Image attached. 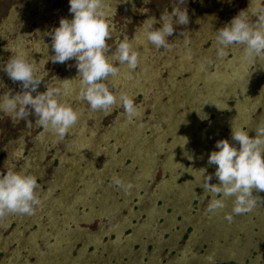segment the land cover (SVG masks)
I'll list each match as a JSON object with an SVG mask.
<instances>
[{
    "label": "rangeland",
    "instance_id": "1",
    "mask_svg": "<svg viewBox=\"0 0 264 264\" xmlns=\"http://www.w3.org/2000/svg\"><path fill=\"white\" fill-rule=\"evenodd\" d=\"M107 2L112 50L127 36L140 52L137 68L119 65L114 78L115 90L135 97L139 115L130 120L120 107L91 111L75 101V61L46 63L45 82L52 75L68 80L64 99L80 118L58 139L34 116L14 123L0 114V170L36 175L41 199L34 215L0 218V264H264V204L229 223L224 213L231 211V199L226 209L210 213L212 197L203 196L199 185L200 169L215 172L208 156L216 141L231 140L232 124L254 127L264 118V63L249 66L237 46L206 62L213 31L250 0H188L189 23L169 37L175 42L170 50L138 41L149 15L159 21L165 7L171 12L168 0ZM144 7L149 13L139 12ZM72 15L68 0H0V64L12 55L11 45L23 46L37 64L46 61L54 54L47 33ZM204 67L211 73L204 74ZM0 81L13 95L21 91L2 70ZM45 90L42 82L38 91ZM94 128L100 137L96 130L86 133ZM114 174L134 185L130 194L111 183ZM209 183L219 181L213 176ZM254 195L264 201V192Z\"/></svg>",
    "mask_w": 264,
    "mask_h": 264
},
{
    "label": "clouds",
    "instance_id": "2",
    "mask_svg": "<svg viewBox=\"0 0 264 264\" xmlns=\"http://www.w3.org/2000/svg\"><path fill=\"white\" fill-rule=\"evenodd\" d=\"M68 2L72 18H61L59 26L47 33L53 55L37 64L23 46L11 45L8 49L12 55L6 63L0 64V70L13 83L18 82L21 89L13 95L12 90L6 89L0 81V114L8 116L14 123L34 116L37 126L52 132L58 139L70 134L80 112L64 99L68 95V80L61 81L52 75L51 82H45L49 76L45 65L49 60L53 64L75 61L78 74L75 79L78 81L76 102L86 103L93 112L109 113L114 107H120L130 120L139 115L135 97L115 90L114 83L120 72L119 65L130 70L137 68L140 52L136 44L124 36L114 41L115 49L112 50L108 41L113 39V21L107 0ZM152 2L143 0L145 5ZM187 2L168 0L171 12L165 7L159 21L149 15L141 24L144 39L156 49L173 48L175 42L170 43L169 37L178 26L189 23ZM139 12L149 13V9L144 7ZM213 33L212 54L206 57L208 64L228 56L234 46L241 49L249 66H254L257 61L264 63V0H250L246 10L239 11L229 23ZM42 82L46 90L39 92ZM252 129L255 130L254 136L249 135ZM215 149L207 160L208 165L216 166L215 172L204 175L206 169H200L202 179L199 185L204 189L203 196L212 197L207 204L210 213L226 209V201L231 199V211L224 213V219L231 223L235 216L251 213L258 205L264 204L259 195H254V192H264V118L259 119L254 127L233 123L231 140L216 141ZM213 176L219 183H209ZM111 183L125 194H130L134 188L131 182L115 174L111 176ZM39 187L34 174L12 167L0 170V218L10 214L34 215L41 204Z\"/></svg>",
    "mask_w": 264,
    "mask_h": 264
},
{
    "label": "bare ground",
    "instance_id": "3",
    "mask_svg": "<svg viewBox=\"0 0 264 264\" xmlns=\"http://www.w3.org/2000/svg\"><path fill=\"white\" fill-rule=\"evenodd\" d=\"M111 1H113V0H111ZM119 2V1H118ZM109 2H107V4H108ZM111 4H113V3H111ZM110 4V5H111ZM117 4V3H116ZM112 6V5H111ZM114 6V5H113ZM108 7H109V5H108ZM127 9V8H126ZM110 10V9H109ZM202 36H200V38H201ZM143 42V41H142ZM145 42H147V41H144V43ZM197 42H199V40H197ZM143 43V44H144ZM198 45V44H197ZM198 47V46H197ZM239 54V53H238ZM174 56H175V53L173 52L172 54H170L169 55V58H170V60H168V61H170L171 62V60H172V58L174 59ZM241 57H242V54L240 55ZM196 57V56H195ZM243 58V57H242ZM194 60V58L193 57H189V59H188V62L189 63H192V61ZM173 62V61H172ZM246 62V61H245ZM197 64H198V62H197ZM234 65V64H233ZM210 66V65H209ZM209 66H207V67H209ZM155 70V71H154ZM153 71H154V73L157 75V73L159 72V69L158 68H156V67H154V69H153ZM202 71H203V73L204 74H207V73H211L210 72V69L208 70L206 67H204L203 69H202ZM222 71V70H221ZM224 71V70H223ZM222 71V72H223ZM235 71V70H234ZM178 73H182V71H179ZM159 74V73H158ZM212 75H216L215 73H213L212 72ZM132 82V81H131ZM125 83V82H124ZM190 86V85H189ZM211 96V95H210ZM84 137V136H83Z\"/></svg>",
    "mask_w": 264,
    "mask_h": 264
},
{
    "label": "flooded vegetation",
    "instance_id": "4",
    "mask_svg": "<svg viewBox=\"0 0 264 264\" xmlns=\"http://www.w3.org/2000/svg\"><path fill=\"white\" fill-rule=\"evenodd\" d=\"M141 31H142V30H141ZM141 31H140V32H141ZM138 38H140V39L138 40L139 42H142V41L144 40V37H143V35H142V32H141L140 34L138 33ZM198 44H199V43H198ZM168 60H170L169 57H168ZM190 64H192V63H190ZM153 69H154V68H153ZM153 69H152V70H153ZM159 72H160V70H159ZM181 74H183V73H181ZM130 81H132V79H131ZM120 119H121V117H118V118H117V125H119V123L121 122ZM94 130H96V128L91 129V130H89L88 132L86 131V133L90 134V131H94ZM96 132H97V130H96ZM100 134H101L100 132H99V133H98V132H97V133L94 132L93 135H97V136L99 135V137H100ZM93 138H96V136L93 137ZM93 138H92V139H93Z\"/></svg>",
    "mask_w": 264,
    "mask_h": 264
}]
</instances>
